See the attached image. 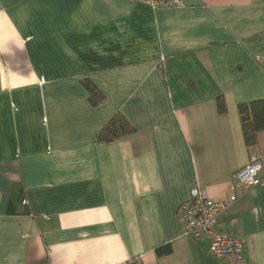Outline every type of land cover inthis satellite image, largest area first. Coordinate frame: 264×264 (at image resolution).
I'll return each mask as SVG.
<instances>
[{"label":"crops","instance_id":"obj_1","mask_svg":"<svg viewBox=\"0 0 264 264\" xmlns=\"http://www.w3.org/2000/svg\"><path fill=\"white\" fill-rule=\"evenodd\" d=\"M258 100L264 0H0V264H226L183 234L195 186L237 193L216 229L264 264V176L233 181L264 159L238 112ZM117 114L133 131L97 142Z\"/></svg>","mask_w":264,"mask_h":264},{"label":"built area","instance_id":"obj_2","mask_svg":"<svg viewBox=\"0 0 264 264\" xmlns=\"http://www.w3.org/2000/svg\"><path fill=\"white\" fill-rule=\"evenodd\" d=\"M144 4L154 10L182 7L186 0H131ZM162 62L166 60L161 59ZM264 176V161L254 159L235 173L233 181L237 191L244 192L260 185ZM238 199L236 192L224 201L210 199L205 191L195 186L190 198L179 208V219L183 234L196 240L210 241V255L226 264H247L245 242L237 236L220 232L216 229L221 213L232 206Z\"/></svg>","mask_w":264,"mask_h":264},{"label":"trees","instance_id":"obj_3","mask_svg":"<svg viewBox=\"0 0 264 264\" xmlns=\"http://www.w3.org/2000/svg\"><path fill=\"white\" fill-rule=\"evenodd\" d=\"M83 85L89 94V102L92 106H98L104 102L102 91L89 79L83 80ZM217 109L220 114H225L227 105L221 96L217 99ZM242 132L247 150L250 152L257 145L261 134L264 132V100L253 101L238 106ZM133 131L127 120L120 114L115 115L109 123L97 135V142L111 143ZM264 161V159H261ZM169 247L158 250V254L169 253Z\"/></svg>","mask_w":264,"mask_h":264}]
</instances>
